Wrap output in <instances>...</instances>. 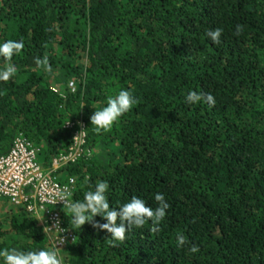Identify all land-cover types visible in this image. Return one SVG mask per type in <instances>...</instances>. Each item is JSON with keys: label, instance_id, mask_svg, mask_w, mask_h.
<instances>
[{"label": "trees", "instance_id": "obj_1", "mask_svg": "<svg viewBox=\"0 0 264 264\" xmlns=\"http://www.w3.org/2000/svg\"><path fill=\"white\" fill-rule=\"evenodd\" d=\"M20 38L17 73L0 81V155L22 135L49 166L71 146L65 123L82 120L90 153L55 172L76 178L71 200L89 177L109 182L110 206L155 207L157 192L170 204L159 232L115 243L60 208L74 235L64 264H264V0H0V42ZM120 89L137 103L96 133L91 115ZM190 90L215 105L185 103ZM0 213V251L50 248L35 217L3 198Z\"/></svg>", "mask_w": 264, "mask_h": 264}, {"label": "clouds", "instance_id": "obj_2", "mask_svg": "<svg viewBox=\"0 0 264 264\" xmlns=\"http://www.w3.org/2000/svg\"><path fill=\"white\" fill-rule=\"evenodd\" d=\"M236 31H241V26H236ZM223 29L215 28L209 30L206 36L213 44L221 42ZM25 47L23 38L18 40L8 39L0 42V58L4 63L0 66V81H9L17 73V66L13 63V58L19 56ZM34 63L37 67H43L44 71L53 74V69L48 63L47 58H35ZM207 103L209 106L215 105V98L212 94H204L190 90L185 96V103L195 105ZM137 103V99L129 90L120 89L108 95L106 102L95 110L90 117L91 125H94L95 132H108L113 125ZM81 134V133H80ZM90 178L85 177L84 183L88 190L84 192L83 199L71 200L72 192L69 189L60 190L56 196V202L63 201V205L71 212V223L77 227L90 223L100 231L106 230L110 234L113 243L123 242L126 233L133 229H140L146 224H151L149 229L152 233L160 231V225L165 220L170 204L167 202L163 193L154 194L155 207L149 206L146 201L133 195L127 202L117 206H110L108 193L110 184L107 180H97L94 185L89 183ZM101 217L105 222H94L95 217ZM62 243V242H61ZM187 243V238L181 234L176 235L178 247ZM55 247L21 250L15 247L0 251V264H64V259L59 255ZM199 247L193 244L190 248L192 253L199 252Z\"/></svg>", "mask_w": 264, "mask_h": 264}, {"label": "built area", "instance_id": "obj_3", "mask_svg": "<svg viewBox=\"0 0 264 264\" xmlns=\"http://www.w3.org/2000/svg\"><path fill=\"white\" fill-rule=\"evenodd\" d=\"M68 87L73 90V83L69 82ZM64 127L72 131L71 146L67 153L52 158L49 166L42 165L38 148L22 135L16 136L10 149L0 155V198L35 217L48 236L50 248L57 245L59 255L67 243L74 240V235L66 229L62 219L60 208L67 207L63 201L56 202L55 196L63 189L73 193L76 178L67 176L60 180L55 172L90 153L85 145L84 121H67Z\"/></svg>", "mask_w": 264, "mask_h": 264}, {"label": "rangeland", "instance_id": "obj_4", "mask_svg": "<svg viewBox=\"0 0 264 264\" xmlns=\"http://www.w3.org/2000/svg\"><path fill=\"white\" fill-rule=\"evenodd\" d=\"M2 213H0V215H1ZM1 217V216H0ZM64 259V258H63Z\"/></svg>", "mask_w": 264, "mask_h": 264}]
</instances>
